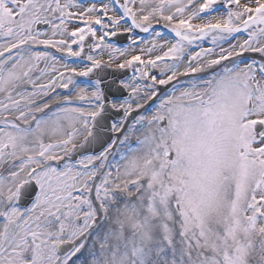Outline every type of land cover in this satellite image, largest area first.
Segmentation results:
<instances>
[{"label": "snow or ice", "instance_id": "6c2138e0", "mask_svg": "<svg viewBox=\"0 0 264 264\" xmlns=\"http://www.w3.org/2000/svg\"><path fill=\"white\" fill-rule=\"evenodd\" d=\"M0 264H264V0H0Z\"/></svg>", "mask_w": 264, "mask_h": 264}]
</instances>
